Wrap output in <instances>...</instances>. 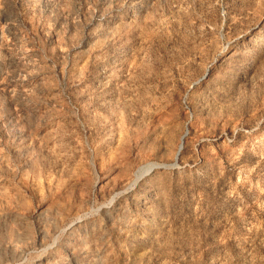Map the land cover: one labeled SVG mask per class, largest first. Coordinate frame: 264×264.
<instances>
[{"label": "rangeland", "instance_id": "1", "mask_svg": "<svg viewBox=\"0 0 264 264\" xmlns=\"http://www.w3.org/2000/svg\"><path fill=\"white\" fill-rule=\"evenodd\" d=\"M0 264H264V0H0Z\"/></svg>", "mask_w": 264, "mask_h": 264}]
</instances>
